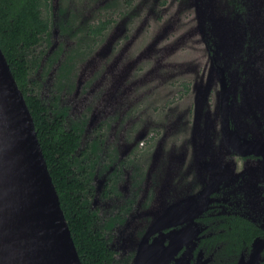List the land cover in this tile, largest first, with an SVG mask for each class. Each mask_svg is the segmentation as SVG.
Returning <instances> with one entry per match:
<instances>
[{
  "label": "flooded vegetation",
  "instance_id": "flooded-vegetation-1",
  "mask_svg": "<svg viewBox=\"0 0 264 264\" xmlns=\"http://www.w3.org/2000/svg\"><path fill=\"white\" fill-rule=\"evenodd\" d=\"M48 3L29 82L78 139L72 178L108 264L141 245L264 264V0Z\"/></svg>",
  "mask_w": 264,
  "mask_h": 264
},
{
  "label": "water",
  "instance_id": "water-1",
  "mask_svg": "<svg viewBox=\"0 0 264 264\" xmlns=\"http://www.w3.org/2000/svg\"><path fill=\"white\" fill-rule=\"evenodd\" d=\"M196 235L188 237L192 247ZM177 251L141 245L134 264H169ZM191 252L189 247L177 264H191ZM0 264H82L33 115L1 46Z\"/></svg>",
  "mask_w": 264,
  "mask_h": 264
},
{
  "label": "trees",
  "instance_id": "trees-1",
  "mask_svg": "<svg viewBox=\"0 0 264 264\" xmlns=\"http://www.w3.org/2000/svg\"><path fill=\"white\" fill-rule=\"evenodd\" d=\"M48 0H0V46L22 89L33 115L39 140L60 196L61 205L70 226L82 264H108L113 254L105 247L99 229L94 230V217L83 199L85 186L72 178L71 153L78 139L51 122L46 108L35 94L34 81L29 82V59L48 30L43 9Z\"/></svg>",
  "mask_w": 264,
  "mask_h": 264
},
{
  "label": "rangeland",
  "instance_id": "rangeland-1",
  "mask_svg": "<svg viewBox=\"0 0 264 264\" xmlns=\"http://www.w3.org/2000/svg\"><path fill=\"white\" fill-rule=\"evenodd\" d=\"M34 51H37V49L34 50ZM35 74H37V69L35 70ZM42 90H43V89L40 90V92H39L40 94H41Z\"/></svg>",
  "mask_w": 264,
  "mask_h": 264
}]
</instances>
